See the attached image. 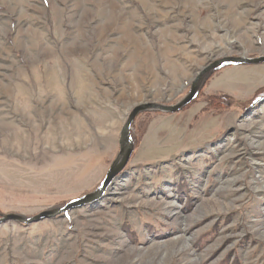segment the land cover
Wrapping results in <instances>:
<instances>
[{
	"label": "rangeland",
	"instance_id": "374dc122",
	"mask_svg": "<svg viewBox=\"0 0 264 264\" xmlns=\"http://www.w3.org/2000/svg\"><path fill=\"white\" fill-rule=\"evenodd\" d=\"M229 56H264V0H0V214L95 190L131 109ZM190 103L134 118L99 200L0 223V264H264V63Z\"/></svg>",
	"mask_w": 264,
	"mask_h": 264
},
{
	"label": "water",
	"instance_id": "95a60500",
	"mask_svg": "<svg viewBox=\"0 0 264 264\" xmlns=\"http://www.w3.org/2000/svg\"><path fill=\"white\" fill-rule=\"evenodd\" d=\"M264 63V56L259 57H222L216 60H213L211 63L206 65L191 82L187 93L176 103L173 104H159L154 102H147L135 105L131 111L128 113L125 122L123 123L120 134H119V150L110 164L108 170L106 171L103 180L99 186L90 193L79 197L77 199L69 201L62 208H51L45 211H42L35 215L34 217L26 218L15 213L9 214H0V223L6 222H20V223H33L40 221L44 218H49L56 215L59 212L70 210L74 207L81 206L85 203H91L96 200H99L106 188L112 180L117 177L125 168L126 164L129 162L131 155L133 154L134 147L130 137V125L133 122L134 118L145 112L155 111L163 114H174L182 110L190 102H192L200 88L202 87L204 81L214 72L226 66H239V65H256Z\"/></svg>",
	"mask_w": 264,
	"mask_h": 264
},
{
	"label": "trees",
	"instance_id": "16d2710c",
	"mask_svg": "<svg viewBox=\"0 0 264 264\" xmlns=\"http://www.w3.org/2000/svg\"><path fill=\"white\" fill-rule=\"evenodd\" d=\"M256 96H259V95H256ZM193 101H194V100H193ZM193 101H192V102H193ZM192 102H191V103H192ZM191 103H190V104H191ZM246 103H247V102H246ZM188 105H189V104H188ZM188 105H187V106H188ZM131 125H132V124H131ZM130 128H131V127H130ZM131 140H132V142H133V144H134V147H135V146H136L135 140H133V138H131Z\"/></svg>",
	"mask_w": 264,
	"mask_h": 264
},
{
	"label": "bare ground",
	"instance_id": "6f19581e",
	"mask_svg": "<svg viewBox=\"0 0 264 264\" xmlns=\"http://www.w3.org/2000/svg\"><path fill=\"white\" fill-rule=\"evenodd\" d=\"M223 68H224V67H223ZM197 75H198V74H197ZM197 75H196V76H197ZM194 79H195V78H194Z\"/></svg>",
	"mask_w": 264,
	"mask_h": 264
}]
</instances>
